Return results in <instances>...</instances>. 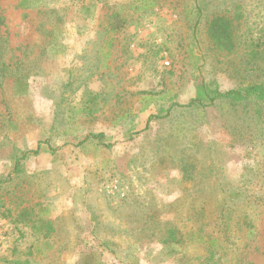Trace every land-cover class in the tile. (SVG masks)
<instances>
[{
	"label": "rangeland",
	"instance_id": "obj_1",
	"mask_svg": "<svg viewBox=\"0 0 264 264\" xmlns=\"http://www.w3.org/2000/svg\"><path fill=\"white\" fill-rule=\"evenodd\" d=\"M17 1L0 264H264V103L189 105L264 83V0Z\"/></svg>",
	"mask_w": 264,
	"mask_h": 264
},
{
	"label": "trees",
	"instance_id": "obj_2",
	"mask_svg": "<svg viewBox=\"0 0 264 264\" xmlns=\"http://www.w3.org/2000/svg\"><path fill=\"white\" fill-rule=\"evenodd\" d=\"M39 1L40 0H18L16 8L29 7L31 6V4L36 6L39 3ZM5 24H6L5 19L0 12V29L3 27L1 25H4L5 27ZM210 33L212 34V36L214 37L216 41H221V40L227 41L228 40L227 38L229 36V30L227 27V23L223 20V17L218 16L215 19L211 27ZM11 64L9 63L8 68L10 67ZM5 65H6V62L1 63L0 61V66H4L3 69H5ZM221 97L230 99L235 103L237 101H243L247 99H254V100L264 103V83H258V82L252 83L247 86L229 89L225 92H222L216 89L213 90L211 88L210 89L205 88V89L200 90L198 95L190 101L189 105L193 106V105L211 104L217 98H221ZM92 136L100 139V138H103L104 134L98 133V134H93ZM39 151L40 149L37 148L33 152L38 153Z\"/></svg>",
	"mask_w": 264,
	"mask_h": 264
}]
</instances>
